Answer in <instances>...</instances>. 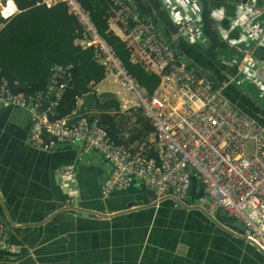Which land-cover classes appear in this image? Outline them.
I'll return each instance as SVG.
<instances>
[{"label":"built area","instance_id":"obj_1","mask_svg":"<svg viewBox=\"0 0 264 264\" xmlns=\"http://www.w3.org/2000/svg\"><path fill=\"white\" fill-rule=\"evenodd\" d=\"M32 1L47 8L65 5L78 24L73 44L90 49L104 70L100 81L88 83V94H112L118 108L111 113H140L152 127L153 142L148 148L118 143L99 123L101 111L85 106L83 96L76 98L70 113L58 116L56 106L72 79V65L55 63L41 90L14 93L0 78V106L28 114L29 145L48 151L77 140L81 151L99 153L111 167L99 183L101 197L136 180L152 192L155 201L171 196L186 202L191 173H195L204 194L198 204L211 215L231 216L238 232L264 253V120L242 112L225 95L231 85L264 105V55L259 54L264 50V0L240 1L232 14L213 8L209 24L203 20L201 0H160L175 29L169 39L131 0H107L108 31L124 42L131 62L159 77L151 93L97 31L80 0ZM16 12L14 0H0L2 20ZM179 38L200 48H217L219 62L234 72L222 80L215 78L180 53L175 45ZM150 148L155 156L147 154ZM55 175L64 207L73 205L77 164L58 166ZM0 250H13L1 219Z\"/></svg>","mask_w":264,"mask_h":264},{"label":"crops","instance_id":"obj_2","mask_svg":"<svg viewBox=\"0 0 264 264\" xmlns=\"http://www.w3.org/2000/svg\"><path fill=\"white\" fill-rule=\"evenodd\" d=\"M131 1L170 38L175 29L160 0ZM201 1L210 13L213 8L226 12L241 0ZM15 6L14 15L20 12L16 2ZM6 21L1 19L0 28ZM181 41H175L180 53L199 68L216 73L219 80L234 72L233 67L219 62L217 48L212 51ZM237 99L247 112L252 107L264 108L242 93ZM81 101L94 106L88 96ZM257 118L263 121L264 112ZM118 120V138L136 136L125 145H152V131H145L151 125L140 113H118ZM28 129L26 110L0 106V219L8 227L13 246L10 252L0 250V264H264V254L253 244L221 229L199 209L178 208L171 199L139 208L155 200L136 180L126 189L101 197L99 183L111 167L99 153L81 151L77 140L48 151L35 149L28 143ZM71 162L77 164L75 203L105 216L83 217L64 207L55 169ZM201 197L197 199L194 190L190 191L185 203L199 205ZM213 216L235 229L231 216L221 212Z\"/></svg>","mask_w":264,"mask_h":264},{"label":"trees","instance_id":"obj_3","mask_svg":"<svg viewBox=\"0 0 264 264\" xmlns=\"http://www.w3.org/2000/svg\"><path fill=\"white\" fill-rule=\"evenodd\" d=\"M14 1L20 12L9 18L0 28V78L6 79L14 93L33 92L45 88L53 64H71L72 79L56 106L58 116L70 113L75 107L77 97L88 96L89 99H93L95 108L101 111L98 115L99 123L105 127L107 134L121 144L133 141L135 135L127 139L118 138L117 133L119 134L120 128L118 114L111 113L117 110L118 103L113 96L104 93L99 99L88 94V83L100 81L104 76V70L94 61L90 49H79L73 44L78 24L75 18L67 13L65 5L57 4L47 8L35 5L32 0ZM80 2L90 13L97 31L113 46L128 71L151 93L159 77L155 73L145 71L138 63L131 62L124 42L108 31L107 0H80ZM208 13L209 8L204 5L203 16L206 24H209ZM193 63L195 64L194 61ZM225 95L239 110L249 116L258 119V114L264 112V108L258 107H252L250 112L245 111L241 101L237 99L240 93L231 85L225 88ZM149 130L152 131L151 126L145 129L146 132ZM147 154L155 156V150L150 148ZM193 190L197 199L204 195L195 173H191L188 194ZM197 199H193L194 202H197Z\"/></svg>","mask_w":264,"mask_h":264},{"label":"water","instance_id":"obj_4","mask_svg":"<svg viewBox=\"0 0 264 264\" xmlns=\"http://www.w3.org/2000/svg\"><path fill=\"white\" fill-rule=\"evenodd\" d=\"M241 1L243 2L244 0H241ZM163 199H171L172 201H174L175 206L178 207V208H180V207L190 208V209H192V208H193V209L196 208V209L201 210V211H202V212H203V213H204L209 219H211V221H213L218 227H220L221 229H223V230H225V231H227V232H229V233H231V234H233V235H235V236H237V237H239V238H242V239L248 241L249 243L253 244V245L258 249V247H257L252 241L245 239V238H244V237L238 232V230H237V226L235 227V229H232V228H229V227H227V226H224V224H222L221 222H219V221L215 218V216L209 214V213H208L203 207H201V206H199V205H192V206H191V205H187L185 202L180 201V200H178V199H175V198H173V197H171V196L163 197V198H161L160 200H163ZM156 203H157V202L154 201V202H152V203H150V204L143 205V206H141V207H139V208L148 207V206H154ZM66 208L71 209L72 211H74V213H75L76 215L83 216V217L105 216L104 213H101V212H99V211H93V210H90V209H84V208H82V207H79L77 203H74L73 205L68 206V207H66ZM134 209H136V208H134ZM132 210H133V209H132ZM258 250H260V249H258ZM260 252H262V251L260 250ZM262 253H263V252H262ZM263 254H264V253H263Z\"/></svg>","mask_w":264,"mask_h":264},{"label":"rangeland","instance_id":"obj_5","mask_svg":"<svg viewBox=\"0 0 264 264\" xmlns=\"http://www.w3.org/2000/svg\"><path fill=\"white\" fill-rule=\"evenodd\" d=\"M238 2H239V1L233 3V7H231L230 10L226 11V13H228V14H232V13L234 12V8H235V6H236V4H237ZM234 70H235V69H234ZM212 73H213V72H212ZM213 74H214V77H215V78L218 77V75H217L216 73H213ZM100 99H101V98H100ZM136 113H137V112H136ZM128 121H129V120L127 119V120H126V123H127ZM127 126H128V128L130 129L131 125H130V124H127Z\"/></svg>","mask_w":264,"mask_h":264}]
</instances>
